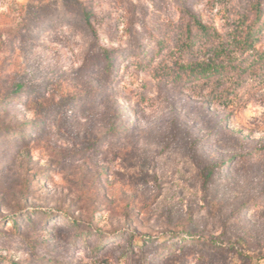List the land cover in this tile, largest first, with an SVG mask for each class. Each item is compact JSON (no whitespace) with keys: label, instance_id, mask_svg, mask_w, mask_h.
<instances>
[{"label":"rangeland","instance_id":"rangeland-1","mask_svg":"<svg viewBox=\"0 0 264 264\" xmlns=\"http://www.w3.org/2000/svg\"><path fill=\"white\" fill-rule=\"evenodd\" d=\"M0 264H264V0H0Z\"/></svg>","mask_w":264,"mask_h":264},{"label":"trees","instance_id":"trees-1","mask_svg":"<svg viewBox=\"0 0 264 264\" xmlns=\"http://www.w3.org/2000/svg\"><path fill=\"white\" fill-rule=\"evenodd\" d=\"M262 3L259 1L255 4L253 10L256 17L262 15ZM189 20L184 26L180 27V54L182 56H191L194 50L203 49L205 55H210L207 60L195 61L194 66L190 69L180 70L179 74L174 77L175 82H190L197 80L223 81L227 75L228 69L223 64V59L227 58V44L223 42L219 34L213 29L206 26L202 20L191 14H187ZM254 34L246 37L245 44H252ZM222 57V58H221ZM221 60V61H220Z\"/></svg>","mask_w":264,"mask_h":264}]
</instances>
